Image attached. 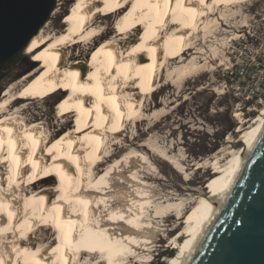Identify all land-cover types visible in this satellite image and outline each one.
I'll return each instance as SVG.
<instances>
[{
  "label": "bare ground",
  "instance_id": "bare-ground-1",
  "mask_svg": "<svg viewBox=\"0 0 264 264\" xmlns=\"http://www.w3.org/2000/svg\"><path fill=\"white\" fill-rule=\"evenodd\" d=\"M129 1L75 0L62 29L46 21L24 48L36 65L0 95V264H143L161 230L154 219L170 206L175 228L181 227L170 236L176 252L164 264H180L264 123L263 111L239 129L242 150L232 149L224 162L214 157L216 174L187 219L188 205L184 210L172 200L148 216L156 192L139 166L152 161L128 146L110 162L124 147H115L116 140L129 119L139 118L143 95L153 94L164 69L179 82L206 70L203 47L185 58L183 51L194 47L193 35L202 31L206 38L219 22L218 3L244 0H134L130 15L110 32L100 9L117 11ZM50 93L62 95L56 129L46 118L28 116L29 102L18 105Z\"/></svg>",
  "mask_w": 264,
  "mask_h": 264
},
{
  "label": "rangeland",
  "instance_id": "rangeland-1",
  "mask_svg": "<svg viewBox=\"0 0 264 264\" xmlns=\"http://www.w3.org/2000/svg\"><path fill=\"white\" fill-rule=\"evenodd\" d=\"M74 1L56 0L55 8L48 19L52 28L62 29L70 20ZM133 3H135L134 0H131L126 3L128 6L117 11L100 9L105 12V17L100 16V18H104L103 21L110 32L118 29L125 17L130 15ZM215 10L217 14L219 12L222 14L219 22L210 24L207 30L208 35L205 34L206 38H202V31L193 35L194 47L182 53L185 58L203 47L204 55L209 60L206 62V70L192 74L185 81L179 82L177 79L173 81L169 78L164 69L153 94L143 95L138 121L129 119L126 127L120 132L119 139L116 140L115 147L124 146V150L121 149L110 158L112 162L130 147L140 152L139 158L142 153L150 157L151 166L146 162L144 165L147 167L139 166L140 176H144L148 185H151L156 192L148 204V216L156 215L154 212L156 206L162 203L165 206L172 200L174 203L182 201L181 207L184 210L186 204L188 205L184 215L187 219L192 212L190 209L199 190L208 189L216 174L211 161L214 157L221 156L224 162L225 158L231 155L232 149L242 150L245 143L239 139V129L245 128L249 120L264 111V105L249 110L243 103L237 104L233 93L224 88V81L230 76L229 60L233 56L232 44L243 31L264 24V0H244L228 6L226 2H220ZM139 26L137 31L143 33L147 23ZM196 55L198 62H204L200 54ZM31 59V54L24 53L23 59L18 64L0 73V95L8 84L16 81L19 76L36 65V62ZM61 97L62 95L57 93L41 94L30 100H21L18 105L20 106L22 101L29 102L26 114L32 118H46L50 125H53L51 129H56L60 122L58 114L62 109ZM72 118L74 119L72 116L69 117L70 123ZM230 122L234 124L232 130L227 129ZM129 142L131 145H128ZM227 151L230 153L228 154ZM34 159H36L35 150ZM31 163L38 165L35 161ZM105 164H107L105 161L101 162L96 171L100 173ZM56 178L53 184L59 182ZM181 197H185L184 200L180 199ZM168 208L166 211L161 210L162 214L158 213L161 216L154 219L161 225L159 227L161 230H158L155 237V247L147 250L148 252L145 251L147 260L150 259V261L143 264H159L162 261L164 264L176 252L173 242H170V236L181 226L175 228V217L170 216H176V210L172 206ZM169 230L171 233L167 232ZM171 250V255L161 257L162 254L169 253ZM98 254L93 255L94 259H100ZM100 264H106V262Z\"/></svg>",
  "mask_w": 264,
  "mask_h": 264
},
{
  "label": "water",
  "instance_id": "water-1",
  "mask_svg": "<svg viewBox=\"0 0 264 264\" xmlns=\"http://www.w3.org/2000/svg\"><path fill=\"white\" fill-rule=\"evenodd\" d=\"M56 0H0V73L18 64ZM180 264H264V123Z\"/></svg>",
  "mask_w": 264,
  "mask_h": 264
},
{
  "label": "built area",
  "instance_id": "built-area-1",
  "mask_svg": "<svg viewBox=\"0 0 264 264\" xmlns=\"http://www.w3.org/2000/svg\"><path fill=\"white\" fill-rule=\"evenodd\" d=\"M229 60L230 76L224 88L237 104L253 110L264 105V24L243 31L233 42Z\"/></svg>",
  "mask_w": 264,
  "mask_h": 264
},
{
  "label": "trees",
  "instance_id": "trees-1",
  "mask_svg": "<svg viewBox=\"0 0 264 264\" xmlns=\"http://www.w3.org/2000/svg\"><path fill=\"white\" fill-rule=\"evenodd\" d=\"M234 128V124L232 123V122H230V124H229V127L227 128L228 130H232ZM172 254V250L168 253V252H166L165 254H162L161 255V257L164 255H167V256H169V255H171ZM159 264H163V261L162 262H160Z\"/></svg>",
  "mask_w": 264,
  "mask_h": 264
}]
</instances>
